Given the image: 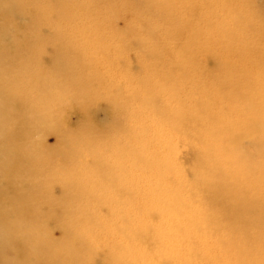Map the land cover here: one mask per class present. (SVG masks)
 Here are the masks:
<instances>
[{
  "label": "bare ground",
  "instance_id": "bare-ground-1",
  "mask_svg": "<svg viewBox=\"0 0 264 264\" xmlns=\"http://www.w3.org/2000/svg\"><path fill=\"white\" fill-rule=\"evenodd\" d=\"M71 2L74 10L68 11L65 0H0V264H125L130 254L118 249L100 260L103 253L99 247L87 249L77 240L93 238L99 229L88 224L90 213L84 211L101 212L116 203H105L95 189L112 192L117 198L128 195V189L110 184L112 169L96 150L88 159L72 153L80 144L97 141L108 129L118 130L117 120L124 114L126 102L118 99L119 106L114 105L116 96L111 91L92 87L86 75L73 76L62 54L47 48L65 37L62 28L73 23L74 17L89 18V10L78 12L75 7L79 2ZM146 2L148 16L145 21L138 19L137 28L143 22L144 36L150 42L142 38L134 42L138 53L134 70L145 78L137 82L141 88L131 97L139 111L154 110L152 122H164L159 124L174 128L182 138L193 126L200 130L197 153L186 152L190 170L183 182L193 185V196L204 197V204L187 222L181 217L188 207L178 208L180 222L175 231L181 233L185 223L190 231L215 240L218 253L213 264L221 259V264H264V7L260 9L257 0ZM97 4V0L87 3L94 10L91 15L115 12L109 6L105 7L109 13L100 11ZM108 5L116 3L109 1ZM134 5L143 12L146 9L144 3ZM51 12L59 14L57 24L48 18ZM155 14L169 21L165 41L160 44L149 26ZM51 25L55 28L48 31L46 27ZM96 30L101 33L103 28ZM72 36L84 39L85 33L75 31ZM128 42L124 37L118 51ZM202 54L209 56L212 71L199 66ZM157 56L165 61L162 70L149 64ZM44 58L48 67L41 64ZM215 71L221 73L220 78L213 77ZM207 73L213 78V90L196 99ZM150 77L159 83L153 89L147 87ZM98 80L96 76L92 81ZM186 81L193 86L189 96L192 110L181 114L179 106L177 113L169 114L164 104L181 96L179 86ZM51 90L55 96L49 99ZM36 95L40 99L32 98ZM99 101L106 103L105 114L112 127L95 129L98 136L75 138L56 126L64 109L90 113ZM48 130L56 132L58 146L42 155L38 136ZM244 141L250 152L241 151ZM68 164L82 169L67 172ZM60 171L64 176L55 175ZM44 177L47 180L42 184ZM73 180L79 184L75 198L71 197ZM177 197L179 194L174 199ZM59 206L63 218L51 212ZM74 213L89 216L76 218ZM54 231L59 232L57 238L52 236ZM148 234L136 230L117 236L134 245L145 241ZM145 245L147 252L155 250L148 241ZM7 247L14 252L12 259L3 254ZM196 256L191 247L189 260L181 264L197 261ZM154 262L158 264L157 259Z\"/></svg>",
  "mask_w": 264,
  "mask_h": 264
},
{
  "label": "rangeland",
  "instance_id": "rangeland-1",
  "mask_svg": "<svg viewBox=\"0 0 264 264\" xmlns=\"http://www.w3.org/2000/svg\"><path fill=\"white\" fill-rule=\"evenodd\" d=\"M76 1L79 2V5L75 7V10L82 13H88L87 10H89V18L83 20L79 15L74 17V24L71 23L62 28L65 37L47 48L62 54L61 58L68 64L69 71L73 73V76L74 74L86 75L91 80L92 87L100 88V91H111L116 96V102H113L114 105L119 106L118 99L125 101L126 109L123 111L122 117L117 120L118 130L108 129L103 136V141V137H99L97 141L93 140L89 145L80 144L79 148L72 154L81 159H88L90 152L93 149L96 150L101 158L100 160L112 169L114 180L110 184L113 186L125 185L128 189V195L121 198L115 197L116 195L112 192H104L100 188L95 189L94 193L101 198H105V203L116 202L119 204L108 205L107 209L101 212H83L84 214L90 213V216L74 213L75 216L73 217L76 218L89 216L90 222L87 221L88 224L92 228H99L95 231L93 238L78 237V243L87 249L99 247L103 253L100 260H103V258L106 260V257H110L112 253L119 252L118 249L128 251L130 254L126 256L127 262L125 264H156L155 259L158 260V264H162V261H166L167 264H181V261L189 260L191 247H193L198 259L190 264H213L216 261V253H218L215 245L216 241L213 239L206 240L205 235L190 231V226L183 223L194 218L204 204V197L193 196V185L183 182L184 174L189 173L190 170L189 166L186 165V152L191 150L190 153H197L196 138L200 130L197 125L193 126L189 129L188 136L182 138L174 132V128L171 129L169 126L159 124L164 122H152L153 116L156 115L154 110L139 111L138 103L134 102L131 97L137 89L141 88L137 85V82L145 78L144 74H138L134 70L138 60L134 42L139 38L150 42L149 38L144 36L143 22L137 28V23L140 21L138 19L145 21L148 16V13H145L148 9L146 6L148 2L146 0H97V8L100 11L109 13V10H105V7L109 6L116 12L110 11L111 14L97 16L91 15L94 10L92 11L87 5L89 1L94 0ZM109 1H114L116 5H108ZM65 2H67L66 8L69 9L68 11L74 10L71 0H65ZM134 3H144L146 7L144 12L138 7L134 8ZM257 4L260 9L264 7L263 0H257ZM79 14L81 15V13ZM153 17L154 21L149 26L154 31L155 40L160 44L165 41L163 35L166 29L169 28V21L166 18L160 19L164 17L158 14L153 15ZM48 18L57 24L59 14L51 12L48 14ZM196 24L204 26V23ZM98 27L103 28L101 33H97L96 29ZM46 28L51 31L55 26L51 25ZM75 31L80 33L83 31L85 33L84 39L79 38V40L74 37L75 35L72 36ZM124 37H128L129 42L122 46L120 52L118 48L122 45ZM44 48H42L43 52ZM88 53L93 54L91 56ZM45 59L42 60L41 64L48 67L49 65ZM161 59V56L152 57L151 60L154 62H149V64L162 70L166 65L165 61ZM208 61L209 56L205 54L200 55L198 58V64L201 68L207 66L208 70L212 71L213 67L208 65ZM61 68L65 69L64 66ZM96 76L99 80L93 83L92 80ZM220 76L221 73L217 71L213 73V77L216 79ZM204 77H207L208 80H203V85L195 96L196 99L199 98L201 93L213 90V78L208 73ZM191 79L197 80L198 78L191 77ZM152 80H154L153 77H150L147 85L150 89L159 85L157 80ZM179 90L180 97L174 100L168 99L164 104L168 108L169 114L177 113L179 106H182V110L179 111L181 114L192 110V103L189 100V96L193 91L192 84L187 81L181 83ZM49 92V99L55 96L54 91ZM32 98H39V95L32 96ZM179 102L181 104H178ZM105 109L106 103L104 101L96 103L90 113L87 111L90 119L88 123H85L83 114L86 111L68 107L59 116L56 126L62 127L68 136L75 135V138L80 135L99 134V130L95 129L112 127L110 119L105 114ZM37 143L39 153L43 155L58 146V136L56 132L48 130L39 134ZM240 148L241 151L250 152L249 143L245 141L241 143ZM71 149L74 148L71 147ZM57 159L56 163L60 165L61 160ZM79 169L82 168L72 167L69 164L65 168L67 172ZM87 169L92 170L91 168ZM64 174L63 171H60L55 175L62 177ZM46 180L47 178L44 177L40 183L43 184ZM120 182L123 183L120 184ZM78 188V182L73 180L72 198L78 195ZM178 194L179 197L174 199ZM182 207H188L181 217L184 230L177 233L175 228L179 225L178 216L181 213L178 208ZM51 212L58 218L65 217L64 210L60 206L52 207ZM121 219H124V221ZM136 230L142 233L149 232L145 241L155 247L154 251H146L145 241L129 245L125 239L117 236L123 232L131 233ZM56 233L57 235H55ZM58 235L59 232L54 231L52 236L57 238ZM3 254L7 259L14 257V252L9 247L5 248ZM217 261L218 264L222 263V259Z\"/></svg>",
  "mask_w": 264,
  "mask_h": 264
},
{
  "label": "clouds",
  "instance_id": "clouds-1",
  "mask_svg": "<svg viewBox=\"0 0 264 264\" xmlns=\"http://www.w3.org/2000/svg\"><path fill=\"white\" fill-rule=\"evenodd\" d=\"M89 117H88V114H87V112H84V114H83V120H84V122L85 123H88L89 122ZM5 264H8V261H5Z\"/></svg>",
  "mask_w": 264,
  "mask_h": 264
}]
</instances>
